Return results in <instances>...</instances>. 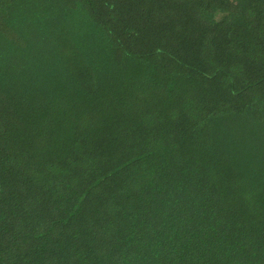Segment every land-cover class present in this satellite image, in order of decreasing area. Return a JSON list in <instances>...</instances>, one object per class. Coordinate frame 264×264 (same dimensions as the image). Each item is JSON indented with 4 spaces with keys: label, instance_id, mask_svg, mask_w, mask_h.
I'll return each instance as SVG.
<instances>
[{
    "label": "trees",
    "instance_id": "obj_1",
    "mask_svg": "<svg viewBox=\"0 0 264 264\" xmlns=\"http://www.w3.org/2000/svg\"><path fill=\"white\" fill-rule=\"evenodd\" d=\"M0 264H264V0H0Z\"/></svg>",
    "mask_w": 264,
    "mask_h": 264
}]
</instances>
